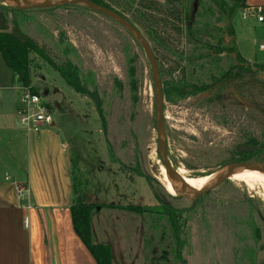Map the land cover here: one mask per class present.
Returning a JSON list of instances; mask_svg holds the SVG:
<instances>
[{"label":"rangeland","instance_id":"rangeland-1","mask_svg":"<svg viewBox=\"0 0 264 264\" xmlns=\"http://www.w3.org/2000/svg\"><path fill=\"white\" fill-rule=\"evenodd\" d=\"M103 1L145 37L167 8L181 13L180 25L170 20L168 29L158 27V40H148L161 69L174 169L204 178L232 163L264 164V71L248 69L264 60L259 42L249 41L251 28L260 30L261 24L244 18L243 7L236 12L239 49L249 58L239 66L234 52L217 51L232 45L225 29L235 0ZM7 14V31L17 21L53 60L31 55L32 85L52 105L75 173L94 203L93 241L111 247L113 264H264L262 180L249 185L230 178L196 200L167 191L154 76L146 52L128 30L77 5ZM253 50L256 58L249 55ZM9 90L17 107L20 91ZM1 106L0 112H11L7 102ZM15 119L22 128L17 113ZM127 205L143 211L122 209Z\"/></svg>","mask_w":264,"mask_h":264},{"label":"crops","instance_id":"crops-1","mask_svg":"<svg viewBox=\"0 0 264 264\" xmlns=\"http://www.w3.org/2000/svg\"><path fill=\"white\" fill-rule=\"evenodd\" d=\"M258 6L264 8V0H245V7ZM260 24V30L251 28L249 41L259 42L264 53V24ZM20 86L0 53L1 93L8 89L4 97L0 93V110L5 102L11 108L0 112V145L4 141L0 146V264H97L74 227L69 143L55 120L40 130L18 127L15 115L20 105L16 107V96L9 89L20 91ZM18 185L28 190L23 202Z\"/></svg>","mask_w":264,"mask_h":264},{"label":"trees","instance_id":"trees-1","mask_svg":"<svg viewBox=\"0 0 264 264\" xmlns=\"http://www.w3.org/2000/svg\"><path fill=\"white\" fill-rule=\"evenodd\" d=\"M103 6L113 9L108 3L103 0H93ZM223 8L226 6V2L222 3ZM240 7H245V0H235L234 5L230 6L228 13V24L225 29V33L228 37L231 38L232 45L227 47H222L221 49H217V51H225L228 48V51L234 52L237 57L239 66L243 65V61H245V57L242 56L240 51L238 50L236 32L234 28V18L236 12L239 11ZM14 9H21L18 7H12L8 5H4L0 3V53L2 54L6 64L13 72L14 78L24 87H28L34 93H38L34 86L32 85V77H31V55L33 53L41 56L45 60L49 61L53 64V60L48 52L41 46L34 38L24 33L18 22H14V26L12 31H7L9 29V21H8V11ZM53 9V8H52ZM163 9V8H162ZM115 10V9H113ZM116 11V10H115ZM119 13V11H116ZM162 11H159V13ZM167 12L165 14V18H159L156 20L155 25L148 26V40H158V27L163 26L168 29V25L171 21H177L178 25H180L182 21V16L180 12H177L172 9H166ZM164 13V12H163ZM122 15V13H119ZM134 24V23H133ZM176 27V30L183 33V29L181 26ZM161 26V27H162ZM150 36V37H149ZM159 42V41H158ZM154 50V47H152ZM157 58V56H156ZM158 61V58H157ZM248 69L254 72H262L264 71V63L256 62L254 64L249 65ZM161 71V69H160ZM163 91L164 85H163ZM39 94V93H38ZM165 94V93H164ZM47 106L51 109L52 105L47 103ZM73 161V160H72ZM72 178L74 182V199L71 206L74 227L78 235L81 237L83 242L89 248L91 253L94 255L97 264H113L112 261V251L111 247L105 243H95L93 241L92 234V226H91V217L92 211L94 209V203L90 201L87 197L86 192L83 190V186L86 182L83 183V178L75 173V169L73 167L72 162ZM119 205H114V207ZM122 209L130 210V211H138L142 212L143 210L137 206L127 205L121 206Z\"/></svg>","mask_w":264,"mask_h":264},{"label":"water","instance_id":"water-1","mask_svg":"<svg viewBox=\"0 0 264 264\" xmlns=\"http://www.w3.org/2000/svg\"><path fill=\"white\" fill-rule=\"evenodd\" d=\"M0 3L12 7H18L21 9H52L58 8L68 5H77L84 6L93 10H96L109 18L115 20L120 25H122L126 30H128L133 37L139 42V44L143 47L146 52L149 62L151 64L153 76H154V84H155V109H156V130H157V139H158V152L160 158L163 162L164 167L168 173V179L175 191V194L178 196L185 197L189 200H196L199 197L205 195L209 191L215 189L220 186L227 179L232 178V176L238 172L242 167L249 166H257L264 170V164L259 162H237L232 163L230 165L224 166L220 171L216 178L208 184L203 190L196 193H187L183 191L179 184L176 181L174 175V167L170 160L168 154V143L165 134V114H164V91H163V82L161 78L160 67L155 55V52L148 41V39L144 36V34L126 17L119 14L115 10L103 6L93 0H0ZM44 95L47 96V91L44 92Z\"/></svg>","mask_w":264,"mask_h":264},{"label":"built area","instance_id":"built-area-1","mask_svg":"<svg viewBox=\"0 0 264 264\" xmlns=\"http://www.w3.org/2000/svg\"><path fill=\"white\" fill-rule=\"evenodd\" d=\"M243 17H255L258 22L264 24L263 7H243ZM20 106L18 108L19 124L25 130H40L44 125L54 123L51 109L43 101L38 93H34L28 87L20 86ZM1 93V88H0ZM18 196L23 202L26 199L28 190L20 185L17 186ZM26 226L29 225V219L25 220Z\"/></svg>","mask_w":264,"mask_h":264},{"label":"bare ground","instance_id":"bare-ground-1","mask_svg":"<svg viewBox=\"0 0 264 264\" xmlns=\"http://www.w3.org/2000/svg\"><path fill=\"white\" fill-rule=\"evenodd\" d=\"M254 167L260 168L257 166H249V165L242 167L238 172H236L232 176L233 180L236 179L239 180L240 182L243 181L249 185H251L252 182H254V180H262L264 182V175L259 173ZM260 169L264 172L262 168ZM161 173L167 191L170 194L175 195V191L168 179V173L164 166L161 167ZM218 174L219 172H214L212 174L206 175L204 178L202 176L193 177L186 175L181 169H176V170L174 169V175L177 183L179 184L180 188L187 193H196L203 190L208 184H210L216 178Z\"/></svg>","mask_w":264,"mask_h":264}]
</instances>
